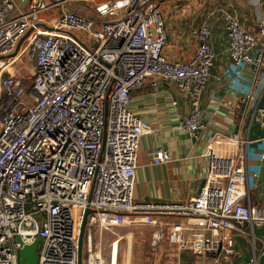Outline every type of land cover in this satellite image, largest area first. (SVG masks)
<instances>
[{"label": "built area", "instance_id": "2783aa9c", "mask_svg": "<svg viewBox=\"0 0 264 264\" xmlns=\"http://www.w3.org/2000/svg\"><path fill=\"white\" fill-rule=\"evenodd\" d=\"M73 1L33 2L18 15L15 0L0 4V69L22 39L20 49L33 65L29 90L9 72L0 76V264H20L23 245L37 238L38 264H78L88 209L84 264H120L124 237L117 230L130 224L150 227L155 248L168 244L210 260L205 264L221 263L234 255L233 234H246L242 225L264 230V210L246 203L247 141L226 137V149L219 134L213 137L204 154V185L188 203H138V154L148 127L130 110L132 93L148 79L173 83L190 106L177 129L197 135L217 57L211 25L194 30L192 59L172 62L164 54L165 0L110 1L94 17L72 10ZM58 6L66 10L55 27H43L42 14ZM221 14L235 73L261 84L264 12L254 26L225 9ZM262 86L261 99L264 81ZM257 110L264 140V105ZM171 161L166 150L152 153V165ZM105 234L112 236L108 245ZM253 249L254 257L243 264H264V235L260 255L255 243Z\"/></svg>", "mask_w": 264, "mask_h": 264}, {"label": "crops", "instance_id": "0c3cea01", "mask_svg": "<svg viewBox=\"0 0 264 264\" xmlns=\"http://www.w3.org/2000/svg\"><path fill=\"white\" fill-rule=\"evenodd\" d=\"M58 1L60 0H15L16 9L13 15L28 10L33 2L55 5ZM110 1L123 2L126 0H86L85 2L93 5L92 17H94L98 16L97 7L104 11L105 4ZM233 1L249 9L256 7L258 3V0ZM185 3L187 2L183 3L178 0L161 2L168 35L164 54L172 62L192 59L198 46L197 38L193 33L198 27L195 17L198 12L194 3L186 5ZM220 7L217 12L209 13V19L212 21H206L212 27V45L217 57L206 92L201 100L202 129L195 137L177 129L180 119L190 113V106L180 97L173 83L162 79H148L142 89L132 93L130 110L148 127L147 133L140 141L138 154L135 183V201L138 203L145 201L169 204L188 203L197 197L208 168V159L204 154L213 137L219 134L224 141L227 140L226 137L233 135L247 141L245 149H242L248 174L246 203L264 210V140L257 110L264 105V97L260 98L263 89L264 67L259 77L261 84L255 85L248 76H237L236 68L227 54L229 38L221 10L231 12L245 25H248L250 20L252 23L256 22L258 18L254 19L251 16L249 20L240 19L232 2H229L226 8ZM65 10L63 6H58L44 12L42 14V21L45 24L43 27L53 29ZM105 17V19L108 18ZM214 17L221 22L222 28L214 23ZM114 19L109 18L108 20ZM250 90L253 91L254 98L247 99L246 95ZM245 99L247 100L244 101ZM224 148L228 149L226 141ZM159 149L169 152L172 158L170 163L156 166L151 164L152 153ZM231 149L233 150V147ZM242 228L246 234H233L234 255L222 259L219 264H224L228 259L235 264L247 263L255 255L254 243L257 248L256 254L260 255L263 228H253L248 224L242 225ZM158 250L165 263L167 259L165 248ZM133 253L129 244H126L125 249L123 246L120 264H137ZM175 256L176 264H190V262L205 264L210 261L202 257L193 258L190 254H185L182 261V253L179 252ZM192 258L194 260L189 261ZM261 260L264 261V258ZM155 264H159L158 259Z\"/></svg>", "mask_w": 264, "mask_h": 264}, {"label": "rangeland", "instance_id": "374dc122", "mask_svg": "<svg viewBox=\"0 0 264 264\" xmlns=\"http://www.w3.org/2000/svg\"><path fill=\"white\" fill-rule=\"evenodd\" d=\"M85 1L86 0H74L73 7L71 9L77 12H82L83 14H86L88 16H92L94 13V7L92 4H90V2H85ZM165 1H169V0H165ZM178 1H181L183 3L187 2L185 3V5L190 4L191 2L194 3V7H196V11L198 12L195 16L197 26L201 25L202 23L208 20L212 21V19H209L208 16L209 13L217 12L218 7L220 6L225 8L226 6L228 7L229 2L234 3V10L239 14L240 19L246 18L247 20H249L251 19L250 18L251 16L255 19L259 17L260 12H264V4L262 6H256L249 9L242 6L241 4L239 5L233 0L231 1L178 0ZM235 4H238L239 6ZM216 18L217 17L213 18L214 23H217V26L222 28L221 22L217 21ZM255 24L256 22L252 23L251 20L248 23L249 26H254ZM6 60H7L5 62L6 65L3 67V69H0V76L2 74L7 75L9 72L12 75L17 76L19 79H22L23 82L25 83L27 90H29L32 84L31 78L33 72V65L29 63L25 58L24 51H22V48L19 50V52L16 53L14 52ZM7 65L10 66L6 71H4ZM117 232L120 234V236L124 237L123 239L125 242V243L123 242L124 249L126 247V244H129V247L132 248L134 252L133 255L135 260L137 261V264H155L157 259L159 260V264H176L174 260L176 257L175 254H177L178 252L173 247L169 246L168 244H163L162 246L157 248L152 246V232L150 227L140 224H130L124 228L118 229ZM111 239L112 236L105 234L104 235L105 245H108L111 242ZM98 240H99V235L96 234V241ZM162 247L165 248V253L167 258L165 263H163V260L161 258L162 254L158 250L159 248Z\"/></svg>", "mask_w": 264, "mask_h": 264}, {"label": "water", "instance_id": "95a60500", "mask_svg": "<svg viewBox=\"0 0 264 264\" xmlns=\"http://www.w3.org/2000/svg\"><path fill=\"white\" fill-rule=\"evenodd\" d=\"M24 39L20 41L17 46L16 52H19V49L23 43ZM15 52V53H16ZM204 182L202 183L201 188L203 187ZM200 188V191H201ZM92 212L88 209L85 212L82 226H81V233L79 238V250H78V264H84L83 261V249H84V238H85V231L87 225V218ZM18 241L22 243L21 238L18 237ZM42 243L41 238H37L32 244L30 245H23V248L20 250V264H38L39 262V246Z\"/></svg>", "mask_w": 264, "mask_h": 264}, {"label": "trees", "instance_id": "16d2710c", "mask_svg": "<svg viewBox=\"0 0 264 264\" xmlns=\"http://www.w3.org/2000/svg\"><path fill=\"white\" fill-rule=\"evenodd\" d=\"M185 254H190V253H188V252H184V253H182V256H181V258H182V261H183V258H184V255ZM191 255V254H190ZM191 257H193V258H196V256H193V255H191ZM190 259L189 261H193L194 259ZM190 264H192V262H190Z\"/></svg>", "mask_w": 264, "mask_h": 264}, {"label": "bare ground", "instance_id": "6f19581e", "mask_svg": "<svg viewBox=\"0 0 264 264\" xmlns=\"http://www.w3.org/2000/svg\"><path fill=\"white\" fill-rule=\"evenodd\" d=\"M12 65V64H11ZM10 65H7L4 69V71H6L9 68Z\"/></svg>", "mask_w": 264, "mask_h": 264}]
</instances>
